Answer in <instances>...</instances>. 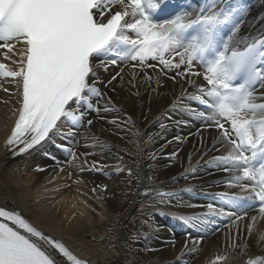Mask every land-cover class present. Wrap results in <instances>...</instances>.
<instances>
[{"label":"snow or ice","instance_id":"6c2138e0","mask_svg":"<svg viewBox=\"0 0 264 264\" xmlns=\"http://www.w3.org/2000/svg\"><path fill=\"white\" fill-rule=\"evenodd\" d=\"M205 4L193 14L190 4L177 10L170 0H0V49L14 52L22 45L17 71L0 65V75L18 78V92L22 88L6 146L17 155L43 152L55 159L48 146L64 148L58 137L74 136L71 126L92 125L93 110L99 115L107 90L121 76L112 67L131 61L155 69L150 61H158L187 80L201 75L194 70L198 65L207 86L194 99L209 111L196 115L206 128L219 130L228 154L214 158L216 169L231 176L222 183L239 189L221 199L233 206L254 201L264 216V103L255 102L257 89H264V40L243 50L232 47L221 26L231 23L234 35L239 25L233 14L218 10L215 0ZM213 150L219 151L215 145ZM207 208L233 222L248 216L211 203ZM182 219L196 227L199 218ZM67 243L45 234L20 209L0 205V264H88Z\"/></svg>","mask_w":264,"mask_h":264},{"label":"bare ground","instance_id":"6f19581e","mask_svg":"<svg viewBox=\"0 0 264 264\" xmlns=\"http://www.w3.org/2000/svg\"><path fill=\"white\" fill-rule=\"evenodd\" d=\"M244 7L238 18L240 33L256 32L264 20V2ZM254 14L260 17L256 20ZM110 71L121 72V76L101 101L103 112L90 117L92 131L82 134L87 143L92 138L102 142L104 154L99 156L85 146L87 143L81 144L74 167L37 163L36 153L13 156L15 151H4L3 141L10 135L19 94L0 89V202L20 209L34 226L67 241L93 264H208L210 257L223 253L226 259L220 264H245L244 259L251 255L263 256L264 261V216L258 211L215 233L170 235L166 244L157 238L144 250L134 248L131 260L126 261L123 239L128 232L118 223L116 210L142 189L149 191L152 209L162 207L176 215L202 210L198 202L182 196L164 198L159 193L189 185L202 190L229 189L218 183L226 174L217 171L214 160L227 150L221 147L217 128H206L200 121L191 122L183 116L189 111L185 97L199 94L192 93L191 87L200 89L207 83L202 72L185 80L176 76L179 70L167 73L139 65L112 67ZM117 126L124 131H117ZM213 145L219 151H214ZM121 166H127L128 171L118 177L106 179L94 173V169L104 168L112 175ZM133 176L137 178L130 186ZM154 217L146 220L145 230L161 229ZM103 220L109 226L117 224L115 231L90 240ZM237 245L246 247L242 250Z\"/></svg>","mask_w":264,"mask_h":264},{"label":"rangeland","instance_id":"374dc122","mask_svg":"<svg viewBox=\"0 0 264 264\" xmlns=\"http://www.w3.org/2000/svg\"><path fill=\"white\" fill-rule=\"evenodd\" d=\"M144 204H145V201H141V208L140 209H142L143 211H145L144 210V208H145ZM138 211H140V210H137V212ZM140 221H142V220H140ZM140 221H137V223H139ZM106 227H107V223L104 222L102 225H98V227L96 228V230L94 231V233L96 234L97 231L98 232H102V230H104ZM131 227H132V225H130V229H131ZM97 236H99V234Z\"/></svg>","mask_w":264,"mask_h":264}]
</instances>
